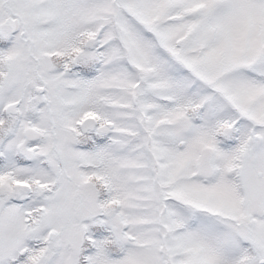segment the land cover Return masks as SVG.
Returning a JSON list of instances; mask_svg holds the SVG:
<instances>
[{
	"label": "snow or ice",
	"instance_id": "obj_1",
	"mask_svg": "<svg viewBox=\"0 0 264 264\" xmlns=\"http://www.w3.org/2000/svg\"><path fill=\"white\" fill-rule=\"evenodd\" d=\"M0 264H264V0H0Z\"/></svg>",
	"mask_w": 264,
	"mask_h": 264
}]
</instances>
